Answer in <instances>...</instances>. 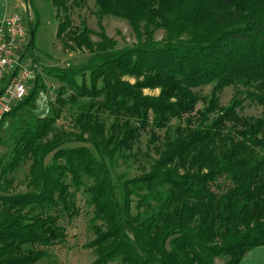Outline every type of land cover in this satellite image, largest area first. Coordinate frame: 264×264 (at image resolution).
I'll use <instances>...</instances> for the list:
<instances>
[{"label":"trees","instance_id":"1","mask_svg":"<svg viewBox=\"0 0 264 264\" xmlns=\"http://www.w3.org/2000/svg\"><path fill=\"white\" fill-rule=\"evenodd\" d=\"M80 1L53 0L59 11ZM96 2L100 16L128 19L137 42L117 47L102 30L94 43L85 25L74 40L90 56L43 66L5 114L0 145L5 120L49 89L45 79L62 83L50 113L27 119L10 136L9 151L0 152V264L50 258V248L68 238L61 220L80 213L78 193L93 208L96 236L86 244L96 253L93 264H239L264 245V0ZM40 25L35 9L24 54L33 62ZM160 28L165 36L157 40ZM125 75L144 80L131 84ZM208 84L214 87L200 123L176 127L149 171L115 180L111 168L135 155L141 133L193 112L200 101L194 89ZM229 86L239 89L222 106ZM153 87H161L159 96L143 93ZM246 101L262 114L242 115ZM69 105L79 106V133L55 128ZM102 113L114 117L109 128ZM73 142L81 145L66 146ZM28 160V190L9 192Z\"/></svg>","mask_w":264,"mask_h":264},{"label":"rangeland","instance_id":"2","mask_svg":"<svg viewBox=\"0 0 264 264\" xmlns=\"http://www.w3.org/2000/svg\"><path fill=\"white\" fill-rule=\"evenodd\" d=\"M22 4L16 10L24 15L26 11L30 13L32 20L35 18V9L39 12L41 25L36 34V54L39 56L38 73L41 72L43 66L49 65H68L69 63H80L87 59L91 50L86 46H79L74 37L83 30L86 25L92 30L90 39L92 42H99L100 32L104 30L106 36L116 41L117 47H123L137 42L136 34L130 21L126 18L116 16L114 14H106L100 16L98 14L99 7L96 0H82L79 4L69 2V10H58L53 0H33L26 2L20 0ZM35 8V9H34ZM68 15V16H67ZM68 25L61 34L58 33L59 26L67 22ZM165 29H157L154 37L157 40L163 39ZM123 80L129 81L131 84H136L138 81L144 80L143 76L125 75ZM45 83L49 89H41L36 94L33 104L26 105L24 108L17 111L15 116L8 117L1 127L0 152L6 153L11 145L10 136L19 126L30 117H45L50 113V102H55L57 97V89L62 85L57 80L45 79ZM214 84L200 86L194 89V92L200 97L193 112L185 114L182 118L174 119L169 128L158 129L150 126L143 131L138 138L131 159L126 160L120 158L117 163L111 168L115 180L119 176L124 178H133L141 175L145 171H149L151 163L159 158L161 151L164 148V143L168 137L173 136V130L178 126L187 127L197 126L201 121V112L211 98ZM242 88V87H240ZM238 87L229 86L220 94V104L228 106L231 99L234 97ZM161 87L144 88L143 93L150 96H159ZM80 111L78 105H69L62 111L55 128L57 131H67L70 133L81 132L80 127L75 123V118ZM246 116H260L263 112V107L260 105L246 101L244 108L240 111ZM101 117L105 120L109 128L114 121V117L108 113H102ZM80 143L73 142L66 146H77ZM90 146V145H88ZM91 147V146H90ZM53 156L50 155L47 159L51 163ZM31 161L28 160L22 167L16 171L12 177L14 182L9 185V192H23L28 190L29 168ZM77 205L79 207V215L72 220L67 218L61 220V224L65 227L68 238L65 243L55 245L50 248L52 256L44 259L37 264H93L96 259V253L93 249L86 247V244L95 238V233L90 226V218L93 214V208L86 202V197L83 193L77 194ZM224 259H217L216 264H222ZM109 264H121L120 262H111Z\"/></svg>","mask_w":264,"mask_h":264},{"label":"built area","instance_id":"3","mask_svg":"<svg viewBox=\"0 0 264 264\" xmlns=\"http://www.w3.org/2000/svg\"><path fill=\"white\" fill-rule=\"evenodd\" d=\"M30 13L15 12L0 22V123L13 106L25 98L38 65L24 58L29 43Z\"/></svg>","mask_w":264,"mask_h":264},{"label":"crops","instance_id":"4","mask_svg":"<svg viewBox=\"0 0 264 264\" xmlns=\"http://www.w3.org/2000/svg\"><path fill=\"white\" fill-rule=\"evenodd\" d=\"M20 4V0H0V22L17 12ZM239 264H264V245L248 252Z\"/></svg>","mask_w":264,"mask_h":264}]
</instances>
